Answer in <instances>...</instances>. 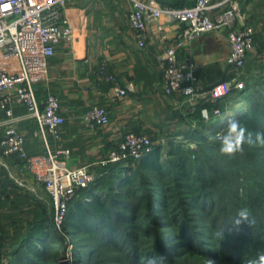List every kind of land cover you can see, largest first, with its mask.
<instances>
[{"label": "built area", "instance_id": "built-area-1", "mask_svg": "<svg viewBox=\"0 0 264 264\" xmlns=\"http://www.w3.org/2000/svg\"><path fill=\"white\" fill-rule=\"evenodd\" d=\"M127 1L129 24L138 46L148 45L153 28L164 43L161 61L165 93L185 94L194 109L204 107V110L205 105H209L211 111L219 114L220 100L245 88L237 77L255 49V28L242 9L241 0H184L181 5H164L158 0ZM69 3L70 0H0V108L5 111V117L0 120L4 128L0 139V164L10 170L3 158L16 156L20 160L19 170L32 174L45 185L54 199L57 229L64 224L70 202L80 196L79 189L91 186L97 178L92 163L68 164L72 161V149L59 144L67 109L57 94L48 93L40 100L36 89L37 82L47 79L49 58L56 53L57 47L62 43L73 48L77 46L79 31L67 14ZM171 27L174 36L169 43L166 30ZM223 28L228 29L231 46L227 58L231 75L203 87L193 58V43L202 34ZM98 76L113 84L115 99L127 97L132 90L130 85L120 84L107 62L99 66ZM17 106H24L26 113H15ZM82 117L90 130L112 122L108 109L99 103L92 104ZM24 119L36 120V132L45 145L43 152L32 154L26 149V135L19 128ZM153 148L152 139L145 132L129 131L107 157L98 162L102 165L134 163ZM13 178L15 180V176ZM15 182L30 190L35 188L23 178L21 181L16 178ZM2 199L0 184V201Z\"/></svg>", "mask_w": 264, "mask_h": 264}, {"label": "trees", "instance_id": "trees-1", "mask_svg": "<svg viewBox=\"0 0 264 264\" xmlns=\"http://www.w3.org/2000/svg\"><path fill=\"white\" fill-rule=\"evenodd\" d=\"M246 88L248 91L253 88L258 94L264 95L263 90L251 84ZM249 97L246 94L244 101L248 100L253 105L239 120L253 132L264 131V126L260 123L261 118H264V100L262 97L260 99ZM192 121L190 118L188 129L183 130L184 136L207 141L206 145L201 147L196 160L181 145H171L170 158L161 160V149L154 146L152 151L134 161V167L130 166L131 161L103 165V170L106 171L104 174L107 175L100 177L98 183L79 189L80 196L70 202L64 221L66 229L72 228L81 235L77 261L90 264L104 250L115 248L123 252L122 254L133 264L139 262L146 264L148 257H159L160 254L167 257L165 264H174L167 256L172 248L166 244L171 241L172 233L162 236L160 228L174 227L175 224L179 226V233L175 235L180 240L182 238L183 245L206 255H213L212 253L219 255L223 253L222 249H225L228 250L227 257L233 259L235 264H248L257 253L264 252V181L262 180L255 186L256 191L254 187L252 189L247 185L250 195H253L251 191L256 194L255 198L252 196V204L245 203L256 219L255 225L251 229L245 228L236 235H228L225 232V239L216 236V233L230 224L231 217L237 207L239 208L234 201L235 197L233 198L235 192L233 191V194L227 187L230 182L229 176L238 172L235 169L237 165L230 157L221 155L219 143L210 142L199 128L194 127ZM247 121L250 122L246 123ZM100 192L104 194L100 195ZM257 201H260L258 207L263 209L258 213V207L255 209ZM196 207L201 214L211 216L213 219L211 228L215 231L216 239L219 240V245L216 243L214 248L204 246L206 241L201 239L200 234L209 235V233H196L189 223L192 217L189 213ZM141 208L147 211L144 221H141V215L143 216V213H140ZM165 210H168V215H164ZM166 216L167 219L172 216L174 221L169 222L164 218ZM48 219L49 217L46 216L41 221H37L29 228L26 239L13 245L14 250L7 253L13 256L9 263H4L1 252L0 264H47L46 261L55 250L51 249L50 245L60 241V234L55 224L48 222ZM153 229L160 243L149 242V246L154 247L153 250L144 252L137 261L138 252L132 239L139 236L136 232L148 233ZM38 243L42 244L41 249ZM90 251H94L92 256H89Z\"/></svg>", "mask_w": 264, "mask_h": 264}, {"label": "crops", "instance_id": "crops-1", "mask_svg": "<svg viewBox=\"0 0 264 264\" xmlns=\"http://www.w3.org/2000/svg\"><path fill=\"white\" fill-rule=\"evenodd\" d=\"M158 1L164 5L184 3V0ZM241 3L242 9L249 13L251 23L254 10L257 11L259 5L264 8V0H241ZM127 6V0H70L67 14L79 31L77 46L60 44L49 58L47 79L36 83L40 100H44L48 93H55L67 109L59 144L72 149L74 165L98 164L127 132L150 126L146 117L150 103L161 98L159 87L164 93L160 57L164 43L153 28L147 48H140L129 24ZM259 12L264 13V9ZM227 32V28L207 32L194 43L197 74L204 87L229 76L224 62L230 48ZM166 36L167 42L172 41V27L167 28ZM103 62H107L111 71L120 77L122 86L132 87L127 97L115 99L113 84L99 78L98 70ZM94 103L108 109L112 122L106 127L90 130L82 116ZM15 113L25 114L26 108L17 106ZM4 117L5 111L0 108V120ZM222 118L217 119L218 124ZM37 127L35 119H24L19 123L20 130L26 135V149L32 154L45 150L44 141L36 132ZM3 131L0 126V139ZM50 140L54 143L52 137ZM99 164L103 169L104 166Z\"/></svg>", "mask_w": 264, "mask_h": 264}, {"label": "rangeland", "instance_id": "rangeland-1", "mask_svg": "<svg viewBox=\"0 0 264 264\" xmlns=\"http://www.w3.org/2000/svg\"><path fill=\"white\" fill-rule=\"evenodd\" d=\"M262 9H264L263 6L259 5L257 11L254 10V15L251 19L252 23H250L255 26V49L253 53L251 52L248 55L245 66L238 71L237 78L239 81L244 83L245 88L251 84L258 89L263 90L264 92V13L259 12ZM169 42H173V37L172 41ZM146 48L147 47L142 49L145 50ZM163 52L160 54V57L163 55ZM230 54L231 46L229 48V53L224 59L226 71H228L229 76L231 75L232 69L227 63V58ZM193 58L196 68L198 69L194 48ZM118 78L120 79V77ZM245 88L242 90H235L230 95L220 100L218 106L219 115L216 112L211 111L210 108L212 107L209 105H205L206 109L204 110V107L195 110L194 106L188 100V96L185 94H167L164 92V89V93H162L161 87H159L157 90L160 92L161 98H157L154 102L150 103V112L146 116L150 121V126L141 127V132H145L147 135H149L152 139L153 145L158 146L161 149V160L170 158L169 150L171 145H181L182 148L188 151L192 158L196 160L198 154L200 153L201 147L205 146L207 141L200 138L193 139L184 136L183 130L188 129L187 125H189V119L192 118V124L194 127L199 128V131L202 132V134H204L210 142H218L216 138L217 134L222 133L226 123L225 118V120H222L225 122L221 121V124H218V118H221L226 114L231 116L232 113H234L233 116H236L237 119H240L242 116H244L245 113H247L248 108H251L253 105V103L248 100L244 101L246 94L255 99H260L262 97L264 100L263 94H258L253 90V88L249 91L248 88L244 90ZM260 121V123H262L264 126V118H261ZM249 122L250 121H247L246 123ZM263 158L264 146H245L243 153L237 154L234 157H230V159H232L237 165L235 169H237L238 172L229 176L230 182L227 184V187L231 189V192H235V194L233 192V198L235 197L234 201L236 202V205L239 206V208L241 205L243 207H247L245 203L252 204L253 198H255V192L251 191L253 195H250L247 185L252 189L254 187L256 191L255 186H257V183L261 180L264 181ZM3 160L11 167V169H6L0 164V183L3 186L4 195V199L0 201V253L2 252V260L4 263H9L10 258L13 256L7 253L14 250L13 245H16L17 243L26 239L29 228L32 225H35L37 221H41L46 216L49 217L47 220L48 222L54 223L53 215L55 213V203L51 193L42 182L37 181L32 174H24L19 170V159H16L15 157H7L3 158ZM130 163V166L134 167L135 163ZM68 164L74 165L72 161H69ZM92 171H94L97 177L93 184L98 183L100 177L107 175L104 174L106 171L101 168L99 163L92 164ZM13 176H15V180L17 178L19 181H21V178H23L25 183H28L31 185V187L35 188H31L30 190L28 186L22 187L17 182H15ZM99 194L101 195L104 193L100 192ZM101 198L104 199L105 197ZM72 203L75 204L77 202ZM259 203L260 201L255 203V209L258 207V205H260ZM239 208L237 207V209ZM72 209H74V207ZM196 209L192 208L193 211L189 213L192 215V217L189 219V223L192 224V228L194 231H196V233H209V235L200 234L202 236L201 239L206 241L204 246L214 248L216 243L219 245V240L216 239L215 231L211 228V222L213 219L211 216L209 217L205 214H201L199 208L196 207ZM262 210V207H258L257 213ZM140 213H143V216L141 215V221H144L145 213H147L146 209L141 208ZM164 215H168V210L164 211ZM164 218L167 219L168 217L166 216ZM167 220L169 222L172 221V216H170ZM144 226L149 227L148 225ZM150 227L152 228L153 226L150 224ZM178 227L179 226L175 224L174 227L170 226L167 228H160L162 236L167 233H172L173 237L171 238V241L167 242L166 244L172 248L170 249V252H168L169 254L167 253V256L168 259L174 264H206V260L209 257L215 258L218 264H235L233 259L227 257L228 250L225 249H222L223 253H220L219 255L214 253H212L213 255H206L204 253L195 251V249H188L181 242L182 238L180 240L179 237L177 238L175 235L179 233ZM154 229L151 232L149 230L148 233L140 232V234H138V232H136L139 236H137L136 239H132V243L136 245V250L138 252V256L136 258L137 261L138 258H140V255H143L144 252L147 253L153 250L154 247L149 246L152 241L160 243V239L156 235ZM57 231L60 234V241L55 245H50V248L52 247L51 249L55 250L53 255L46 261L47 264H61V262L65 259H70V264H85L76 260V258L79 256L78 248L79 242H81V235L77 232H74L72 228L66 229L64 224L61 229H57ZM41 245V243H38V247L40 249ZM93 252L94 251H90L89 256H92ZM122 253L123 252H120L115 248L104 250L102 254L94 258L90 264H133L128 259V257ZM138 264L143 263L139 262Z\"/></svg>", "mask_w": 264, "mask_h": 264}, {"label": "clouds", "instance_id": "clouds-1", "mask_svg": "<svg viewBox=\"0 0 264 264\" xmlns=\"http://www.w3.org/2000/svg\"><path fill=\"white\" fill-rule=\"evenodd\" d=\"M219 142V152L226 157H234L243 153L245 146H264V131H250L236 116L226 118L225 127L222 133L217 134ZM256 219L248 207H240L230 219V224L216 233L218 238L225 239V232L228 235H236L245 228L251 229L255 225ZM167 257L160 254L159 257H148L146 264H165ZM206 264H218L215 258H207ZM248 264H264V252L248 261Z\"/></svg>", "mask_w": 264, "mask_h": 264}, {"label": "water", "instance_id": "water-1", "mask_svg": "<svg viewBox=\"0 0 264 264\" xmlns=\"http://www.w3.org/2000/svg\"><path fill=\"white\" fill-rule=\"evenodd\" d=\"M71 260L70 259H65L61 262V264H70Z\"/></svg>", "mask_w": 264, "mask_h": 264}, {"label": "bare ground", "instance_id": "bare-ground-1", "mask_svg": "<svg viewBox=\"0 0 264 264\" xmlns=\"http://www.w3.org/2000/svg\"><path fill=\"white\" fill-rule=\"evenodd\" d=\"M233 115H234V113L231 114V116H233ZM225 118H227V116H224V117L221 119V121H222V120H225ZM219 121H220V120H219ZM221 121H220V122H221ZM222 122H225V121H222Z\"/></svg>", "mask_w": 264, "mask_h": 264}]
</instances>
